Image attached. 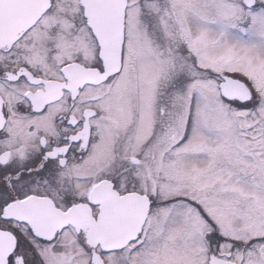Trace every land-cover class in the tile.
Instances as JSON below:
<instances>
[{
	"label": "snow or ice",
	"instance_id": "6c2138e0",
	"mask_svg": "<svg viewBox=\"0 0 264 264\" xmlns=\"http://www.w3.org/2000/svg\"><path fill=\"white\" fill-rule=\"evenodd\" d=\"M0 264H264V0H0Z\"/></svg>",
	"mask_w": 264,
	"mask_h": 264
}]
</instances>
